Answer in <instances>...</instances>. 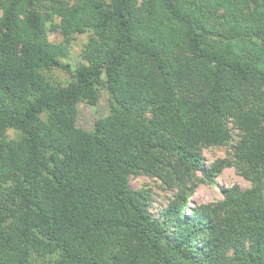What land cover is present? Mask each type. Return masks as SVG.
Segmentation results:
<instances>
[{
  "label": "trees",
  "instance_id": "1",
  "mask_svg": "<svg viewBox=\"0 0 264 264\" xmlns=\"http://www.w3.org/2000/svg\"><path fill=\"white\" fill-rule=\"evenodd\" d=\"M228 166L251 185L192 204ZM0 264H264V0H0Z\"/></svg>",
  "mask_w": 264,
  "mask_h": 264
},
{
  "label": "rangeland",
  "instance_id": "2",
  "mask_svg": "<svg viewBox=\"0 0 264 264\" xmlns=\"http://www.w3.org/2000/svg\"><path fill=\"white\" fill-rule=\"evenodd\" d=\"M62 36L57 31L50 32L51 41H60ZM88 39V33L77 34L73 42L70 59L69 61L73 67L83 61L82 49L85 42ZM52 78L56 80H68L70 74L68 71L61 68H54L51 71ZM110 94L107 91H102L99 103L96 105H91L85 101L79 103V112L77 124L79 128L86 131H93L95 127V122L98 118L106 116L110 113ZM235 132V138H237V131ZM10 136H15V130H9ZM204 161L208 166L210 163L219 158H231V145L225 146H211L204 148L203 150ZM202 176L201 173H199ZM218 185H213L208 182H201L197 187L194 196L192 197V204L194 203H210L216 202L223 198L222 188L226 186H231L233 184H238L242 188H247L251 185L250 181L245 179L236 169L235 166H228L224 168L220 177L217 179ZM130 186L134 189L149 188L153 194V208L155 210L165 205L169 198L172 196L171 190L166 189L165 184L156 177H150L147 175H131L130 176Z\"/></svg>",
  "mask_w": 264,
  "mask_h": 264
}]
</instances>
